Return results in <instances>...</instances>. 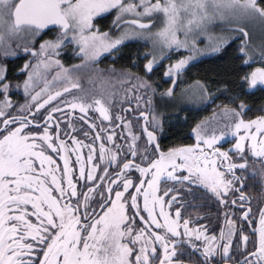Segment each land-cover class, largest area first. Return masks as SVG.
<instances>
[{
  "label": "snow or ice",
  "instance_id": "obj_1",
  "mask_svg": "<svg viewBox=\"0 0 264 264\" xmlns=\"http://www.w3.org/2000/svg\"><path fill=\"white\" fill-rule=\"evenodd\" d=\"M113 10L114 23L126 25L115 37L94 23ZM251 20L264 25V0H0V54L22 52L36 60L20 69L30 102L16 108L9 93L21 84H13L7 64L0 63V264H264V208L257 220L245 207L251 202L242 191L247 178L237 175L250 170L251 158L260 165L251 175L264 185V115L245 119L251 109L234 96L235 106L220 105L219 112L195 123V143L163 148L157 132L165 117L155 103L183 100L186 93L175 91L177 78L206 52L197 37L216 21H227L236 35L217 37L211 51L220 53L239 39L231 59L240 90L264 89V33L257 49L245 23ZM133 39L152 50L141 65L133 60L143 75L119 72L120 83L135 81L123 97L131 91L135 108L122 109L132 119L114 117L115 93L85 90L77 73ZM72 45L82 63L65 67L56 57ZM173 53L179 58L163 73L172 87L158 93L148 77ZM41 69H55L58 90L46 82L31 94ZM97 79L105 83L102 75ZM196 88L199 100L214 102L208 86L197 81ZM64 94L71 96L61 102L64 107L40 114ZM228 135L235 143L222 151L217 145ZM209 201L227 209L218 235L202 225L190 227L188 210L207 209ZM237 206L239 227L231 218ZM253 224L258 226L249 232Z\"/></svg>",
  "mask_w": 264,
  "mask_h": 264
},
{
  "label": "trees",
  "instance_id": "obj_2",
  "mask_svg": "<svg viewBox=\"0 0 264 264\" xmlns=\"http://www.w3.org/2000/svg\"><path fill=\"white\" fill-rule=\"evenodd\" d=\"M258 1L260 2V0ZM113 15L112 12L103 19L98 20V24L101 28L104 30L110 29L113 22ZM238 44V41L231 42L220 53L207 56L194 63L179 77V81L183 87L190 86L197 81L208 86V91L214 98L213 104H218L219 106L224 104L235 106L232 102V97L238 96L239 99H242L248 108L251 109L245 118H255L258 115H264V111H261V109H264V89L257 88L251 90L247 94L241 92L236 68L231 59ZM146 49V45L128 43L120 48L119 51L114 52L116 56L115 61H113L114 64H107V61L104 62L105 69L103 70L105 71H103V76L108 77L107 82H114L115 77L118 76L117 74H119L121 70H130L132 73L143 75L140 67L133 66V60H136L137 65H141L142 60L139 57L144 54ZM69 62L75 63L77 60L71 59ZM113 68L117 70L115 73L109 71ZM8 69L11 81L20 80V77L15 71V66L9 65ZM87 73H89V75L91 74L90 71ZM95 77L98 76H93V78ZM148 79L154 80V85L159 79L161 80L160 73L155 71ZM156 86L159 88L162 87L159 83H157ZM117 89H120V87H117ZM10 92L12 91L10 90ZM238 102L239 100L236 101V103ZM203 109H188L182 112H175V109H172L174 112L167 111L171 116L166 118L167 121L164 124L165 128L162 135L166 138L168 146L178 147L188 142L191 143L190 134L192 127H194L195 123L202 120L203 117L209 116V112L213 111L209 109V107H207V109L205 108V110ZM171 112H173L174 115L171 114Z\"/></svg>",
  "mask_w": 264,
  "mask_h": 264
},
{
  "label": "rangeland",
  "instance_id": "obj_3",
  "mask_svg": "<svg viewBox=\"0 0 264 264\" xmlns=\"http://www.w3.org/2000/svg\"><path fill=\"white\" fill-rule=\"evenodd\" d=\"M107 14H109V13H107ZM107 14H105V15H107ZM113 14H114L113 15V22H112V27L113 28L115 27L116 24L117 25L118 24L119 25L120 24L121 25L124 24L123 22H116V23H114V21H115V11L114 10H113ZM126 19H131V17H126ZM94 23H96V20L94 21ZM245 23H246L247 30L249 31V36H250V39L252 41V44L257 49H259L260 44H261L262 33H264V25H261V23L258 20H251V21H247ZM96 24L98 25L100 31H102L101 30L102 28L98 24V21H97ZM125 27H126L125 24L122 25L121 28L118 29V31L113 35V37L119 35V33L122 30H124ZM230 28H231V25L227 21H216L215 24L212 26V28L209 30V32L207 34H202V35L198 36L197 37L198 46L200 48H202V49H206V52L203 55H201L200 57H198L197 60L191 62L187 66V69L191 65H193L194 63L200 61L202 58H205L207 56H211V55L217 54V53H213L211 51V49H210L209 46H210V44H212V43H214L216 41L217 37H220V36H235L236 34L235 33H232L230 31ZM102 32H105V31H102ZM234 41L240 42L239 39H232L229 42V44L231 42H234ZM128 43H140V44L146 45L147 49L144 52V54L146 52H149V51L152 50L151 47H150V45L149 44H146L143 39H133V40H129V41H126L123 45L128 44ZM73 46L75 47V45H73ZM122 46H120V48ZM114 51H116V50H113L112 52H114ZM109 53H111V52H104V53H102L100 55V57H102L105 54H109ZM143 55H142V57H143ZM171 56H172L171 60L165 59V60L159 61L158 66L154 70V72L155 71H158L160 73V77H161V80L159 79L156 82V84L159 83L160 85H162L161 88H159L158 86H156V84L154 83V85L156 86V88L158 90V93L164 91L168 87H172L171 83L170 82H166V78L163 77V73L167 69L168 65L171 64V63H174L175 60L179 58V54H176V53L171 54ZM144 62L145 61L142 60V63H144ZM256 66H260V65L259 64H256L255 67ZM65 67H68V66H65ZM187 69L183 73H185L187 71ZM103 71H105V70H102V73H98L97 76H100V75L103 76ZM150 75H152V74H150ZM34 79L36 81H39L40 76H36V77H34ZM86 79H87V81L84 82V86H82V87H84L85 90L95 91L96 93H100L102 91V89H103V90H106L107 92H114L115 93V96L113 98L112 107H111V113L113 114L114 117L116 115H123L124 112L122 111V109H124V108H131L132 110H134V108H135V101L133 100V93L131 91L128 92V99L127 100L123 99V97L125 96V91L128 90V89H131L132 88V85L135 84V81L120 83L119 82V75H118L117 77H115L114 82L111 81V83L110 82H107L108 81L107 80L108 77H104L105 83L103 85H101V83L97 79V77L93 78L92 74H90L89 76H86ZM89 81H92V82L90 83ZM151 81L154 82V80H151ZM22 85H23V83L21 84V87L19 89L12 88L11 89L12 92H10V93L22 92L21 94L23 96H26V94L24 93V89H23V86ZM117 87H120V89H117ZM32 89L33 88H30V91ZM161 89H163V90H161ZM175 91H176V93H177L178 96L181 94L182 91L184 93H186V95L184 96L183 100H181L179 102H174V106H171L168 102H162V101H160L158 99L155 100V103L157 104V113L159 114L161 111L164 113V117H165L164 124L167 121L166 118L168 116H171L170 113L169 114L167 113V111H173L174 109H175V112H179V111L182 112L186 108H189V109H199L200 107H202V108L203 107H205V108L206 107H209V109L216 110L217 112H219V108H218L219 105L218 104H213L214 102L213 103L212 102L209 103V101H201V100L198 99V89L196 88V82L194 84L190 85V86L183 87L180 84L179 78H177V88L175 89ZM73 92L76 93V94H79L77 92V90H75ZM136 94H140L139 90H137ZM64 95H66V96L63 98V100H65V99L71 100V96H69L68 94H64ZM130 101H131V103H130ZM19 106L20 105H18L17 107H19ZM64 110H65V112H67V109L66 108ZM120 111H122L123 113L120 114ZM173 112H171V114L174 115ZM212 113H213V111L212 112H209V116H207V117L210 118L212 116ZM92 115H93V113H89V116H92ZM95 115H96V117H98L99 114L96 113ZM126 117L128 119H132V116L129 113L127 114ZM96 123L99 124L100 123V120L99 119H96ZM108 123H109L108 121H104V125L105 126H107ZM115 123H117V122L114 120V123H113L112 127H115ZM76 126L78 128L83 127L84 130H87L86 125H83L82 126L80 124H77ZM61 128L63 129V123L61 124ZM164 128H165V125L163 127V130H164ZM115 130H116L117 134H119L122 129L121 128H116ZM133 131L139 133V125L137 124V121H135V120H133ZM158 133H159V135H161V134H163V131L162 132H158ZM78 138L81 139V140L84 139L82 132L78 135ZM87 142L88 141L85 140V143H87ZM121 142L122 141L119 140V139L116 140V143H121ZM83 151L84 152H87V149H84ZM74 155L75 154H73V156ZM54 159H55V157H54ZM57 162L62 163V161H59V160ZM111 171H112V169L110 168L109 169V172H111ZM136 174H138V173H134L133 175H136ZM133 179L135 180V178H133Z\"/></svg>",
  "mask_w": 264,
  "mask_h": 264
},
{
  "label": "flooded vegetation",
  "instance_id": "obj_4",
  "mask_svg": "<svg viewBox=\"0 0 264 264\" xmlns=\"http://www.w3.org/2000/svg\"><path fill=\"white\" fill-rule=\"evenodd\" d=\"M107 15H109V14H107ZM107 15H105V16H107ZM98 20L99 19L96 20V23H97ZM121 26H122L121 24L120 25L116 24L114 28L111 25L110 29L104 30L102 28L101 30L105 31V32L109 31L110 35L113 36L118 31V29L121 28ZM45 38L46 39L50 38V36L49 37H45ZM77 51H78V49H76L72 45V46H69L68 48H66L61 53V55L59 57H56V58L60 59L61 62L65 66H68V67H70L72 65H76V64H81L82 61L78 57V55L76 54ZM114 52H116V51H114ZM114 52H111L109 54H105L102 57H100L98 62L96 63V65L94 67L82 68L81 71L79 73H77L79 75V77H80V83L82 84L81 86H84V82L87 81L86 76H89V73H87L88 71H90V73L93 76H95V75L98 74V72L95 69H100V70L105 69L104 68V62L105 61H107L106 62L107 64H109V63L112 64L113 61H115L116 56H115ZM139 58L141 59L142 56H140ZM30 59H31L30 57L26 56L22 52L18 53V55L15 56V57H7V58L3 57L2 54H0V63H6L7 66H9V65L15 66V71L17 72V75L20 77V80L12 81L13 84H15V83L22 84L23 81L25 79H27L26 73L20 72V69L23 67V64L26 61L30 60ZM71 59L72 60H77V63L76 62L75 63L69 62ZM31 63L35 64L36 60L31 59ZM40 72H41V75H39L40 76L39 81H36L35 79L33 80V84L31 86V88H33V89L30 91L31 94H35V92H39L45 86L46 82H48L49 89L52 90V91L58 90L60 88L61 84H60L59 81H52V77L55 75V69L49 70L47 72H45L43 69H41ZM82 88H84V87H82ZM73 91H75V89H73ZM21 93L22 92L9 93V95L11 97V100L13 102L14 108H16L18 105H24L25 103L30 102V95L23 96ZM65 96L66 95H62L61 97L57 98V100L52 101L50 105H46L45 109H42L40 114H46V110H50L51 107L56 106L57 104H59L61 107H64V105L61 102L63 101V98ZM2 99H3V97L0 96V100H2ZM203 108L200 107L199 109L205 110V107H203ZM188 109L189 108H186L185 110H188ZM206 109H207V107H206ZM78 113H79V110H77L76 115H79ZM122 113L123 112L120 111V114H122ZM127 114L128 113L124 112L123 115L127 116ZM53 116L54 117H59L60 114L59 113H54ZM203 119H204V117H203ZM140 123H142V121ZM157 138H158V140H159V142H160V144H161V146L163 148L175 147V146H168L167 143H166V138L163 137L162 134L159 135L158 132H157ZM190 138H191V143L188 142L187 144L195 143L193 135H191ZM234 143H235V138L232 137L231 135H228V136L225 137V140L222 141L221 144H219L217 146L220 147L221 150L223 151V150H227V149L231 148ZM187 144H185V145H187ZM252 167L259 168L260 165L259 164H254L253 165L251 163V158H250V170L246 171V172H243V173H241L239 170H237V175H242V176L247 178L245 180V182H244L245 186L242 189V191L247 196H249L251 198V202H250V204L245 205V207H251L252 214L256 215V218L258 220V212H259L260 209L264 208V190H262V188H264V185L261 184L259 177H253L251 175V168ZM136 175H138V174H136ZM136 175H133V178H135ZM82 183L83 182H81V184ZM79 187H80V185H78V189H79ZM229 195H231V193ZM208 205H209V207L207 209H202L199 212L193 211L191 209L188 210L189 218L191 220L190 227L191 226H196L197 224L198 225H202V226H204V227H206L208 229V234L215 233V234L218 235L220 228L225 227V225H224V217L222 215V211L223 210H227V209H224L223 206H218L214 201H209ZM231 211L235 212V215H233L231 218L237 221V227H239V224H240V221H239L240 211H239L238 206L236 208L231 209ZM182 215H184V210H182ZM198 215L202 217L199 220L196 219V217ZM257 226H258V224H253L252 226H250L249 227V232L251 230V227H257ZM245 234H248V233H245ZM229 264H231V262H229Z\"/></svg>",
  "mask_w": 264,
  "mask_h": 264
},
{
  "label": "water",
  "instance_id": "obj_5",
  "mask_svg": "<svg viewBox=\"0 0 264 264\" xmlns=\"http://www.w3.org/2000/svg\"><path fill=\"white\" fill-rule=\"evenodd\" d=\"M122 25H124V24H122Z\"/></svg>",
  "mask_w": 264,
  "mask_h": 264
}]
</instances>
